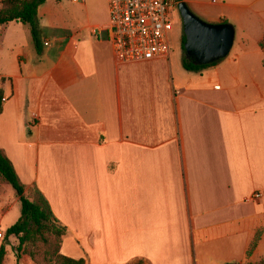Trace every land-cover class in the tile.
I'll return each instance as SVG.
<instances>
[{
	"label": "crops",
	"instance_id": "0c3cea01",
	"mask_svg": "<svg viewBox=\"0 0 264 264\" xmlns=\"http://www.w3.org/2000/svg\"><path fill=\"white\" fill-rule=\"evenodd\" d=\"M180 2L205 23L233 27L228 56L199 71H186L180 52L119 64L106 34H94L108 19L51 27L45 3L40 52L28 26L0 27V58L10 62L0 66V150L66 228L65 257L264 260V0ZM11 24L23 27L25 45L6 44Z\"/></svg>",
	"mask_w": 264,
	"mask_h": 264
},
{
	"label": "rangeland",
	"instance_id": "374dc122",
	"mask_svg": "<svg viewBox=\"0 0 264 264\" xmlns=\"http://www.w3.org/2000/svg\"><path fill=\"white\" fill-rule=\"evenodd\" d=\"M1 7V6H0ZM45 7V20L51 27L65 28L73 31L84 27L103 24L108 19V8L106 0H83V3H72L69 0L47 1ZM178 11H173L171 21L173 31L170 33V52H180L185 58L182 48L178 47L179 40L182 44L183 29ZM21 25L11 24L5 30L6 44L25 45L27 35L23 32ZM264 40V39H263ZM172 43V44H171ZM180 51H177V49ZM264 55V48L261 49ZM0 66L3 70L10 67V62L0 58ZM33 194L32 191L29 193ZM21 216V207L13 189L0 178V247L5 249L2 264H17L18 239L14 236L5 238L6 230L11 227ZM40 236L29 239L19 252L18 264H52L51 247L41 241ZM63 238L61 240L62 245ZM61 249V247H60ZM138 263V262H137ZM136 263V264H137Z\"/></svg>",
	"mask_w": 264,
	"mask_h": 264
},
{
	"label": "trees",
	"instance_id": "16d2710c",
	"mask_svg": "<svg viewBox=\"0 0 264 264\" xmlns=\"http://www.w3.org/2000/svg\"><path fill=\"white\" fill-rule=\"evenodd\" d=\"M179 3L181 0H178ZM46 0H0V27L9 23H20L28 26L34 47L40 52L42 46L38 36L37 10ZM185 38L182 37V50ZM264 48V40L259 43ZM264 65V59H263ZM206 66H198L188 59H183V68L186 71H199ZM1 102V93H0ZM0 178L14 191L21 207L20 218L6 230L5 238L14 236L18 239L17 264L22 246L37 236L51 247L52 264H85L83 259L74 260L60 253L61 240L67 235L65 227L61 226L53 216L50 206L44 196L36 189L26 187L20 182L11 161L0 150ZM32 191L33 194H29ZM5 249L0 247V264L3 262ZM137 264H144L139 261ZM258 264H264V260Z\"/></svg>",
	"mask_w": 264,
	"mask_h": 264
},
{
	"label": "built area",
	"instance_id": "2783aa9c",
	"mask_svg": "<svg viewBox=\"0 0 264 264\" xmlns=\"http://www.w3.org/2000/svg\"><path fill=\"white\" fill-rule=\"evenodd\" d=\"M69 1L83 3V0ZM106 2L108 20L105 25L94 28V34L97 37L106 34L117 63H141L169 56V33L173 26L171 14L178 11V0ZM258 197L259 194H255V198Z\"/></svg>",
	"mask_w": 264,
	"mask_h": 264
},
{
	"label": "water",
	"instance_id": "95a60500",
	"mask_svg": "<svg viewBox=\"0 0 264 264\" xmlns=\"http://www.w3.org/2000/svg\"><path fill=\"white\" fill-rule=\"evenodd\" d=\"M182 21L183 49L188 60L198 66L210 65L224 59L234 43V29L230 24H208L196 17L184 2L178 5Z\"/></svg>",
	"mask_w": 264,
	"mask_h": 264
},
{
	"label": "flooded vegetation",
	"instance_id": "af4514ba",
	"mask_svg": "<svg viewBox=\"0 0 264 264\" xmlns=\"http://www.w3.org/2000/svg\"><path fill=\"white\" fill-rule=\"evenodd\" d=\"M182 29H183V27H182ZM185 52V51H184ZM186 55V54H185ZM191 60V59H190Z\"/></svg>",
	"mask_w": 264,
	"mask_h": 264
}]
</instances>
